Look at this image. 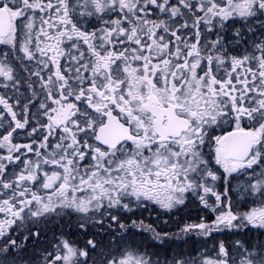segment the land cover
<instances>
[{
    "label": "snow or ice",
    "instance_id": "obj_1",
    "mask_svg": "<svg viewBox=\"0 0 264 264\" xmlns=\"http://www.w3.org/2000/svg\"><path fill=\"white\" fill-rule=\"evenodd\" d=\"M0 264H264V0H0Z\"/></svg>",
    "mask_w": 264,
    "mask_h": 264
},
{
    "label": "flooded vegetation",
    "instance_id": "obj_2",
    "mask_svg": "<svg viewBox=\"0 0 264 264\" xmlns=\"http://www.w3.org/2000/svg\"><path fill=\"white\" fill-rule=\"evenodd\" d=\"M198 203V202H197ZM136 215H133L132 213H124L125 216H132V219H144L145 223H153L154 226L159 223L158 220V214L160 215V218L163 220H167L168 224L166 226H162L164 231L168 232H178L179 225L183 224L184 222H191L195 216L197 215L196 212V205L194 203H190L186 208H182L181 210H176L172 213H164L161 209H155V211L151 212V215L149 212H143L140 209L135 210ZM77 223V217L73 215L70 220L64 219L59 221H53L52 224L47 225L48 229V239H51L53 234H59L60 230H69L71 229L76 237L80 239L81 241H84L86 239L92 238L93 233L96 232L98 229L90 227L88 229V234L85 235L84 233H78L75 231ZM57 225H59L57 227ZM44 226V225H42ZM113 228H115V225H113ZM158 231L161 230L160 227L157 228ZM23 228L20 229V232L23 233ZM255 233H250L249 238H255ZM15 238V237H14ZM100 244L103 247L104 251L108 250L109 242H110V236L109 235H99L95 237ZM245 237L237 236L232 237V239H244ZM143 239V242L146 245H150V251H156L161 254V259L164 258V253L167 250L170 254L173 251L182 249L184 252L191 254L193 249H199L204 246L203 242L207 239L204 237H197L193 235L191 239H188L187 237H184V240H187V243H184L182 240H176L171 245L167 244V242L162 246L159 241L153 240L148 233H144L143 237L138 236L137 241H140ZM216 239H228L226 236H217ZM213 243V240H208L207 244L210 247ZM40 247H46V245H40ZM31 251V249H30ZM96 259L99 261L100 257L96 255Z\"/></svg>",
    "mask_w": 264,
    "mask_h": 264
}]
</instances>
